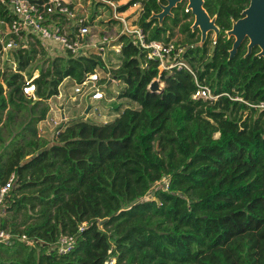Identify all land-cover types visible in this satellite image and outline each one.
I'll list each match as a JSON object with an SVG mask.
<instances>
[{"label": "trees", "instance_id": "1", "mask_svg": "<svg viewBox=\"0 0 264 264\" xmlns=\"http://www.w3.org/2000/svg\"><path fill=\"white\" fill-rule=\"evenodd\" d=\"M137 1L148 40H171L181 20L182 33L198 39L183 9L154 27L145 20L157 0H129L116 9ZM204 5L217 13L221 33L215 43L207 38L183 51L194 74L161 71L130 36L119 37L120 64L111 75L123 84L118 97L138 106H112L116 117L100 126L98 147L77 136L46 147L37 123L65 78L80 83L95 69L108 70L100 55L50 59L38 40H28L13 51L17 71L0 67V187L13 173L0 229L29 238L0 243V264H264V110L234 99L264 101V58L256 49L245 55L244 45L229 57L232 39L223 30L243 0ZM40 59L48 65L33 79V98L22 85ZM153 78L163 82L157 92L148 89ZM196 80L217 99L193 98ZM79 126L86 132L91 125L67 127L61 138ZM74 156L87 161L78 170L68 165L75 166ZM63 235L75 241L62 254L49 245Z\"/></svg>", "mask_w": 264, "mask_h": 264}, {"label": "built area", "instance_id": "2", "mask_svg": "<svg viewBox=\"0 0 264 264\" xmlns=\"http://www.w3.org/2000/svg\"><path fill=\"white\" fill-rule=\"evenodd\" d=\"M102 1L113 8L114 18L121 22L122 27L114 35L104 34L101 37H96L91 32V21H86L85 17L75 13V7L71 0H0V67H9L17 71L13 51L27 47L28 40H38L41 45H56L62 52L72 56L92 53L100 55L103 59L107 46L112 47L116 53L120 52L121 43L118 42V39L122 34H126L140 49L145 51L146 59L158 62V68L161 71L185 68L192 72L189 64L182 58L184 51L182 46L176 45L172 40H148L147 33L139 25L118 15L119 11L112 0ZM104 73L101 76L100 72L95 69L93 72L87 73L83 81L80 82L82 87L89 88L87 96L91 99L103 98V91L96 85L98 81L103 80L106 83L114 81L111 72L107 70ZM33 79L32 76L24 78L22 85L23 93L32 97L35 91ZM196 87L192 94L193 98L215 100L219 96L212 93L207 85L197 80ZM224 94L231 97L228 93ZM234 99L264 110V101L251 104L241 97H234ZM12 180L13 173L9 176L6 184L0 187V204ZM83 225L85 223L80 224L79 230L83 228ZM14 237H19L22 242L28 241L26 234L17 235L9 230L0 229V243L8 245ZM74 241L73 235L60 236L55 243V249L58 253H67L73 248Z\"/></svg>", "mask_w": 264, "mask_h": 264}, {"label": "rangeland", "instance_id": "3", "mask_svg": "<svg viewBox=\"0 0 264 264\" xmlns=\"http://www.w3.org/2000/svg\"><path fill=\"white\" fill-rule=\"evenodd\" d=\"M101 0H71L72 5L75 7L74 11L77 15L85 17L86 21H91V32L96 37H101L104 34L114 35L122 27L119 20L114 19V10L107 3L100 2ZM115 7L126 3L129 0H112ZM140 2L137 1L127 7L124 11L118 12V15L125 17L131 22H135V18L138 17V11ZM110 20V21H108ZM183 39L182 35L176 33L171 40L176 41ZM41 45L40 43H38ZM45 48L47 57L52 59L57 55H63V53L56 45H41ZM39 55V54H38ZM103 61L107 66V69L111 72V69H116L120 60L117 59V53L110 46H107L104 50ZM48 61L42 62L35 61L31 64L29 69H33L32 77H36L39 73L40 67H46ZM100 75L103 76L104 71H100ZM26 72V71H25ZM24 74V73H23ZM28 77L24 74V78ZM114 81L106 83L100 80L96 83L99 89L103 91V98L91 99L87 96L89 91L88 87H82L80 83L75 82L71 77L65 78L58 88V94L49 98L46 102L49 105V111L46 114L45 119L37 123L38 137L47 141L46 147L64 143L72 137H80L81 139H93L95 146H99L100 126L104 122L110 121L116 117L115 110L112 106L122 102L123 107L132 106L137 107L138 104L134 101H129L123 98H119L118 94L121 91L123 84L116 77L112 76ZM158 79V78H153ZM160 86H163V82H160ZM79 122H87L91 126L86 132L81 131V126L75 130L71 128L68 130L66 137L61 138L60 132L64 131L67 127H71ZM218 133L215 134L217 136ZM75 157V156H74ZM75 157L74 159H77ZM85 159H77V163L73 164L72 160H68L70 167H76L77 170L86 164ZM77 176V174H76ZM38 208V206H36ZM85 223V221H83ZM20 228H24L22 225ZM29 240V238H28ZM50 247H55V244H50ZM114 261V259H113ZM110 262V264L113 263Z\"/></svg>", "mask_w": 264, "mask_h": 264}, {"label": "water", "instance_id": "4", "mask_svg": "<svg viewBox=\"0 0 264 264\" xmlns=\"http://www.w3.org/2000/svg\"><path fill=\"white\" fill-rule=\"evenodd\" d=\"M181 0H166L165 4H160V12L153 13L148 20L157 18L161 23L166 15H171V8ZM186 10H191L194 15L192 28L199 27L200 41L195 45H201L209 30L214 32V40L219 34V28L215 24V18L209 17V14L203 8V0H187ZM242 17L232 20L231 28L226 31L228 36H233L234 41L229 49V57H232L241 44L247 38V52L249 54L254 46H258L257 55L264 58V0H250L249 5L241 12ZM162 87L158 79H153L148 89L152 92L159 91Z\"/></svg>", "mask_w": 264, "mask_h": 264}, {"label": "flooded vegetation", "instance_id": "5", "mask_svg": "<svg viewBox=\"0 0 264 264\" xmlns=\"http://www.w3.org/2000/svg\"><path fill=\"white\" fill-rule=\"evenodd\" d=\"M249 1L250 0H243V7H242V9L238 12V14L236 15V17H234L233 15H231L230 16V19H231V25H232V20H237L238 18H240V17H242V14H241V12H242V10L244 9V8H246L248 5H249ZM140 2V1H139ZM157 2H158V5H159V8L157 9V10H155V11H153L150 15H149V17L153 14V13H158V12H160V4H165L166 3V0H157ZM204 3H205V0H203V8L206 10V12L209 14V17L210 18H212V17H214L215 18V24L218 26V28H219V34L221 33V28L219 27V25H218V23H217V13H211V12H209L208 10H207V8L205 7V5H204ZM186 5H187V0H181L180 2H178L175 6H173L172 8H171V15H166L163 19H162V21H161V23L158 21V19L157 18H152L151 20H148L149 19V17H147L146 18V22H150V21H152L151 22V27H154V26H156V25H158V26H163L164 25V23L167 25V23H169V20L168 19H166L167 17H172V16H174V14H175V12L176 11H178V14H179V16H182V9L185 11V12H188L189 13V16L186 18L187 20H191V22H190V30L191 31H197V35H198V39H196V36L194 37V39H191V38H189L186 34H184V33H182V30H181V27H182V23H183V21L184 20H181L180 22H178V24L177 25H175V26H173L172 27V29H173V32H174V35L176 34V33H179L180 35H182V38L183 39H179L180 41H182V47L184 48V50L186 49V48H188L189 46H192V45H194V46H202L203 45V43L206 41V39L208 38V39H211V40H213L212 42L213 43H215L216 42V40H217V38H218V36H219V34H218V36L216 37V39L214 40V32H213V30H209L208 32H207V36H206V38H205V40H204V42L201 44V45H195L196 43H198L199 41H200V29H199V27H195V28H192V25H193V22H194V15L191 13V10H186ZM179 7V8H178ZM142 9H143V7H142V2H140V7H139V11H138V17H136L135 18V23L137 24V25H139V23H138V19L141 17V15H142ZM231 25H230V27L228 28V29H230L231 28ZM140 26V25H139ZM141 27V26H140ZM142 28V30H143V27H141ZM228 29H224L223 31H224V34H225V36L227 37V38H231L232 39V44H233V41H234V38H233V36H228L227 34H226V31L228 30ZM144 31V30H143ZM247 43H248V39L247 38H245L242 42H241V44L238 46V48H237V50H236V53L238 52V49H239V47L241 46V45H244V47H245V50H246V52H247ZM231 47H232V45H231ZM230 47V48H231ZM212 49H214V46H212ZM256 49V50H255ZM253 50H255L256 52V55H257V52L259 51V48H258V46H254L252 49H251V51H250V53L249 54H251L252 53V51ZM235 53V54H236ZM234 54V55H235ZM246 54V53H245ZM249 54H247V55H249ZM233 55V56H234ZM232 56V57H233ZM258 56V55H257ZM231 58V57H230Z\"/></svg>", "mask_w": 264, "mask_h": 264}, {"label": "crops", "instance_id": "6", "mask_svg": "<svg viewBox=\"0 0 264 264\" xmlns=\"http://www.w3.org/2000/svg\"><path fill=\"white\" fill-rule=\"evenodd\" d=\"M92 20H93V19H91V22H92ZM33 98H34V96H33Z\"/></svg>", "mask_w": 264, "mask_h": 264}]
</instances>
